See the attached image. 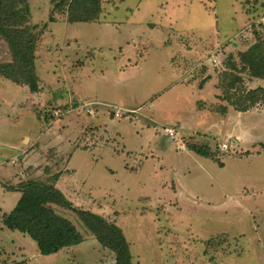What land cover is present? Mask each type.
Returning <instances> with one entry per match:
<instances>
[{
  "label": "rangeland",
  "instance_id": "rangeland-1",
  "mask_svg": "<svg viewBox=\"0 0 264 264\" xmlns=\"http://www.w3.org/2000/svg\"><path fill=\"white\" fill-rule=\"evenodd\" d=\"M28 2L31 24L41 34L39 86L49 94L42 87L29 99L28 86L0 77V153L7 157L0 155L7 162L2 178L19 171L9 160L11 145L27 132L35 136L40 128L64 120L68 137L52 139L45 154L61 170L57 156L73 152L70 142L79 139L75 145L83 150L74 152L71 163L81 186L78 207L121 228L131 264H264V104L241 116L232 105L242 90L264 87V79L253 77L240 56L259 40L264 51V0H101L100 18L88 23H69L68 12L54 13L56 21L50 22L51 0ZM9 62V47L0 37V64ZM226 72L241 78L232 89L223 88ZM178 75L188 86L206 91L174 89ZM16 86H26L27 92ZM194 98L197 110L232 114L223 123L213 117L203 126H214L213 131L204 133L182 134L181 124H175L176 137L165 139L171 149L157 148L154 132L164 136L175 119L195 125ZM115 111L122 116L111 118ZM147 121L157 130L147 128ZM230 131L243 135L244 145L227 136ZM33 142L30 147L33 143L24 141V148L35 151L38 143ZM223 143L228 151L220 149ZM189 144L210 156L177 150ZM7 184L0 180L10 190ZM14 199L0 206V215L10 213ZM53 207L83 238L97 239L75 212ZM2 224L0 218V264L116 263L115 253L99 242L50 259L29 237L31 245L17 250L22 233L1 229Z\"/></svg>",
  "mask_w": 264,
  "mask_h": 264
},
{
  "label": "trees",
  "instance_id": "trees-1",
  "mask_svg": "<svg viewBox=\"0 0 264 264\" xmlns=\"http://www.w3.org/2000/svg\"><path fill=\"white\" fill-rule=\"evenodd\" d=\"M51 3L50 22L56 21L54 13L57 12H68L69 23L94 22L102 13L101 0H51ZM40 36L38 26L31 24L28 0H0V37L7 43L12 56V62L0 64V77L28 86L33 94L40 90L36 71ZM260 44L261 40L240 56L253 77L264 79V51ZM221 80L224 89H232L241 78L226 72ZM242 91L243 95L232 104L239 107V111L247 112L258 104H264V87ZM232 95L226 98L230 103ZM222 112H227V107H223ZM189 149L210 156L202 147L189 146ZM10 190L19 191L22 195L13 211L0 217L1 221L7 229L34 240L40 254L53 255L83 241L74 223L54 209L53 205H57L72 210L80 217L98 242L115 253V264H131L130 244L121 228L93 211L74 206L55 186L30 180Z\"/></svg>",
  "mask_w": 264,
  "mask_h": 264
},
{
  "label": "crops",
  "instance_id": "crops-1",
  "mask_svg": "<svg viewBox=\"0 0 264 264\" xmlns=\"http://www.w3.org/2000/svg\"><path fill=\"white\" fill-rule=\"evenodd\" d=\"M184 62H183V64H184ZM176 71H177V74L182 75V70L180 68L177 69ZM190 74H191V72H186V77H189ZM179 75L176 76L178 78L172 84V85H174V87H173L174 89L177 88L178 91H183V92L186 91V93H188V94H189V92L193 94V92L195 90L198 93H204L206 91L203 89L200 90L198 88L192 87L191 85L188 86L183 81H181L182 78ZM183 77L186 78L185 75H183ZM186 80H188V79L186 78ZM186 83H188V82L186 81ZM42 87L45 88V92H46L45 95L48 96V94H49L48 89L45 87V85L40 84V86H39L40 90L43 89ZM15 89H17L18 91L23 90L25 93L27 92L26 86H24V87H22V86L17 87L16 86ZM76 90H77V88H76ZM28 91L30 92V94H27L29 96V99L33 98V96L37 97L38 93H35V94L31 93L29 87H28ZM39 94L41 95V93H39ZM81 98L85 99V97H83V96ZM197 99H202L203 102H205L207 100V98L203 97V96L202 97L199 96V97H197ZM197 99L194 98L193 103H192L193 107H192L191 113L193 114V116H195L194 120L196 122L194 126H188L187 123H185L184 121L181 120L182 118H178V119H175L172 122V124L170 126H168L167 128H172V126H175V124L180 123L181 128L183 129L182 134H187V133H190L191 131L196 132V133L198 131L203 132V133L209 132L212 130L211 128H214V126H209V127H204V128H203V126L209 125V122L211 121V119L213 117L217 118L219 122L221 121V123H223V121L226 118H229V116L232 114V112H229L227 114V117H224L223 115L221 116L217 113H211V112L206 111V110H199V109L197 110V109H195V102ZM112 114H113V112H112ZM112 114H111V118H113V117L115 118V116L112 117ZM239 115L241 116L242 112L241 113L238 112L237 116H239ZM94 118H96V117H94ZM67 119H74L75 120L77 118L76 117H67L65 120H67ZM40 121L42 123V120H40ZM64 126L67 128V129H65L66 131L60 132L59 129L63 128ZM145 126L149 129H151L153 132H154V130H157V127H156L157 124H155L154 122L147 121V122H145ZM68 128H69V126H68L67 122H65L64 120H58L57 122H51L49 124V126L47 125V127H45L44 129L40 128L39 131L35 134V136H31V134L29 132L23 134L21 136V139H20L18 145H11L12 152H11V157L9 159V160H12L11 161L12 165H14L16 167L18 165L19 171L17 170V172L15 174L14 173H11L10 175L8 174L6 180H4L2 178V176L0 175L1 182H3L4 184H7L5 182V181H7L9 183L7 185L12 186V187H18V185L20 183L27 182L30 180L39 181V182H42L45 184L53 185L57 189H59L70 202L74 203L75 206L82 207V203H81L82 200L80 198L81 197L80 182H76V179H75L76 169H74L73 166L71 165L73 155L75 154L74 152L77 150H80V149L83 150L82 148L76 147L77 145H75V144H77V142H75V141H77V140L79 141V139L72 142V144L70 142L71 148L74 147L73 152H68V151H66V153L60 152V154H59L60 156H57V157H59L58 159L62 161L61 165L63 168L61 170L57 169L56 164L53 163V162H55V160H53L51 157L46 155L45 151H44V150H47L49 148L48 143L50 144L52 139H57L60 141L61 139L63 140V137H68V135H67ZM63 133H64V135H62ZM158 135H160L158 132H154L155 137L153 138V140L155 141L157 148L162 147L160 145V144H162L164 148L170 150L171 149L170 145L165 142V139H167V140L171 139L172 140V138L169 135H167L166 132H164V136H161V135L158 136ZM227 136H235L237 139L240 138L242 140V142H240V144L244 145L243 135L241 136L239 134H235L234 132L230 131L229 134L227 133ZM229 139L230 138H228V140ZM27 140L29 142L33 143L32 145H30V147L34 146L33 141H36L38 143L36 145L37 148L35 151L29 152L28 147L24 148L23 142L27 141ZM234 140L236 141L235 138H234ZM63 142H66V140H64ZM174 143H175L176 147L179 145L176 142H174ZM189 146H192V145L189 144L185 148H183L182 146H179L177 150L178 151L179 150L193 151V150L189 149ZM59 147H61V145H59ZM180 147H181V149H179ZM53 148L55 149L56 147H53ZM56 149H58V148H56ZM84 150H88V149H84ZM58 151H59V149H58ZM3 154H4L3 152L0 153V155H2V157L4 158L3 160L7 159V157H4ZM65 155L67 156V158ZM64 157H65V160L63 159ZM16 161H17V163H14ZM6 164H7V162L0 161V171L3 170V167L6 166ZM110 171H112V170H110ZM0 174H3V172L2 173L0 172ZM6 175H7V173H6ZM52 177L54 179H52ZM22 178H25V180H23ZM20 180H22V182ZM10 183H12V184H10ZM20 195H22L21 192L13 191V190H6L4 187H2L0 185V206L5 201L7 202L8 198L10 196H14L15 199H14L12 206H11L12 210L10 211V212H12L14 210V208L16 207L18 201L21 198ZM91 198L93 201L96 200L92 196H91ZM0 209L2 210L1 207H0ZM57 213L63 217L66 216L65 218L68 217L67 215L61 214L59 211H57ZM4 214H9V213H2L0 216H3ZM3 227H5V226H2L1 229H4ZM22 235L23 236L21 238H20V236L18 237L17 243L15 245L16 246L15 249H17V250L21 247H25L27 243H28V245L29 244L31 245V242H29V240H28L29 236H27V235L25 236V234H22ZM90 238H91L90 236H86L85 238H83V241L80 244L64 248L61 251H59L58 253L53 254V255H59L60 253L72 254V253H75L77 249H80L82 247V245H84L87 242H89V246L94 245V243L95 244L98 243L97 239L92 238L93 240L92 239L90 240ZM12 242H16V241L12 240ZM87 245H88V243H87ZM38 252H39V250H38ZM39 253H38V255H39ZM40 255H42V254H40ZM53 255H49V256L42 255V256L50 259L53 257ZM39 257H41V256H39Z\"/></svg>",
  "mask_w": 264,
  "mask_h": 264
},
{
  "label": "built area",
  "instance_id": "built-area-1",
  "mask_svg": "<svg viewBox=\"0 0 264 264\" xmlns=\"http://www.w3.org/2000/svg\"><path fill=\"white\" fill-rule=\"evenodd\" d=\"M91 107H92V106H91ZM89 112H90V114L94 115V111H93L92 109H90ZM59 113H60V112H56L55 115H56V116H59ZM113 114H114V116H115L116 118H120V117L122 116V113L119 112V111H115V112H113ZM165 132H166L167 135H169L171 138L176 137V135H175V131H174L173 129H166ZM220 149H221L222 151H228L229 146H228L227 143H223V144L220 145Z\"/></svg>",
  "mask_w": 264,
  "mask_h": 264
},
{
  "label": "water",
  "instance_id": "water-1",
  "mask_svg": "<svg viewBox=\"0 0 264 264\" xmlns=\"http://www.w3.org/2000/svg\"><path fill=\"white\" fill-rule=\"evenodd\" d=\"M112 117H113V114H112Z\"/></svg>",
  "mask_w": 264,
  "mask_h": 264
}]
</instances>
